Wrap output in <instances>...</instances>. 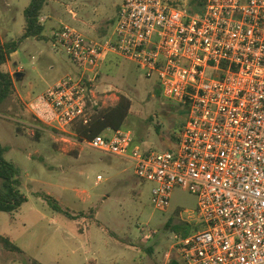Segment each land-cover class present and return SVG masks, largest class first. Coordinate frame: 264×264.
<instances>
[{
	"label": "built area",
	"instance_id": "obj_1",
	"mask_svg": "<svg viewBox=\"0 0 264 264\" xmlns=\"http://www.w3.org/2000/svg\"><path fill=\"white\" fill-rule=\"evenodd\" d=\"M51 41L77 72L30 98L31 116L55 131L86 123L99 65L110 54L134 62L187 106L175 147L142 150L121 128L81 141L129 160L139 180L153 183L155 208L175 187L197 197L202 228L173 236L183 264H264V0H206L200 13L122 0L105 35L87 38L62 24Z\"/></svg>",
	"mask_w": 264,
	"mask_h": 264
},
{
	"label": "rangeland",
	"instance_id": "obj_2",
	"mask_svg": "<svg viewBox=\"0 0 264 264\" xmlns=\"http://www.w3.org/2000/svg\"><path fill=\"white\" fill-rule=\"evenodd\" d=\"M29 2L0 0L6 14L1 43L9 40L6 28L10 39L20 37ZM121 2L48 0L42 15L54 30L67 24L93 39L112 30ZM34 42L37 47L22 40L17 57L9 56L11 69L18 58L26 74L13 78L14 92L0 104L3 155L16 164L26 197L15 211L0 212V235L19 248L6 250L0 243V264H183L173 236L202 228L197 197L175 187L168 205L155 208L153 183L139 180L129 160L91 148L77 138L72 125L55 131L37 122L28 100L75 67L51 40ZM39 49L52 68L39 63ZM119 95L130 101L121 129L130 130L132 145L142 150L175 147L187 106L166 98L156 76L147 77L134 62L110 54L97 68L87 111L110 108ZM45 195L56 200L57 208Z\"/></svg>",
	"mask_w": 264,
	"mask_h": 264
},
{
	"label": "trees",
	"instance_id": "obj_3",
	"mask_svg": "<svg viewBox=\"0 0 264 264\" xmlns=\"http://www.w3.org/2000/svg\"><path fill=\"white\" fill-rule=\"evenodd\" d=\"M48 0H30L25 7L24 24L20 37L15 41L13 39L0 42V104L14 92L13 78L9 71L5 68L6 61L9 55L14 52L22 40L27 38H35L38 40L48 39L44 36V25L39 20L43 6ZM174 7H187L191 13H200L206 0H164ZM89 102L86 103V111ZM130 108V101L123 95H119L114 105L106 109L93 108V111L88 113L86 123L78 120L73 122L71 130L76 134L81 141L84 138L104 132L107 128L120 129L123 125ZM31 115V114H30ZM70 125V126H71ZM74 125V126H73ZM38 130H36L37 132ZM38 136V132L36 133ZM6 147L0 144V212L15 211L26 197L20 191V180L18 176V168L12 160L4 157ZM46 201L53 208H57L56 200L50 195H45ZM0 243L6 250H19L8 237L0 235Z\"/></svg>",
	"mask_w": 264,
	"mask_h": 264
},
{
	"label": "crops",
	"instance_id": "obj_4",
	"mask_svg": "<svg viewBox=\"0 0 264 264\" xmlns=\"http://www.w3.org/2000/svg\"><path fill=\"white\" fill-rule=\"evenodd\" d=\"M5 7L9 10L10 8L8 7V5H5ZM3 10V9H2ZM11 10V9H10ZM74 15V17H75V13L73 14ZM5 17H6V14H5V12L3 13V11H0V25L1 24H4L3 22H4V19H5ZM45 18H47V22L45 21V25L46 26H44V36H46V38H48V39H43L42 41H49L50 42V40H52V33L55 31L54 29H52V24L51 23H49L48 22V16L47 15H42V11H41V15H40V18H39V20L43 23V25H44V19ZM14 19V18H13ZM84 20V19H83ZM2 28L3 27H0V30H2ZM52 30V31H51ZM5 32H6V36H8V39H10V32H9V30H7V28H6V30H5ZM5 32H4V34H5ZM0 39H1V36H0ZM27 39H30L31 40V45H33L34 47H37L34 43V41H36V40H38V39H35V38H27ZM38 55H39V57H38V59H39V63L40 64H44V65H48L49 64V61H50V59H48V57L44 54V50L43 49H39V51H38ZM10 57H14V56H16V53H15V51L14 52H12L11 53V55H9ZM17 57V56H16ZM31 57H34V56H31ZM8 59H9V57H8ZM8 59H7V61H6V65H5V68L7 69V71H9V73L11 74V76H12V78H16V79H19V78H23L24 77V75L26 74V69L24 68V66H22L21 65V63H20V61L18 60V58H17V60H15V61H13V69H11V67H10V64H9V61H8ZM70 59V58H69ZM62 66V65H61ZM49 68H52V64L50 63L49 64V66H48ZM75 67V66H74ZM64 68H66V67H64ZM66 70L67 71H69V70H72V68L70 67V66H68L67 68H66ZM66 71V72H67ZM77 72V68L75 67V70L73 71V73H76ZM17 73V74H16ZM65 74H68V73H65ZM98 176V175H97Z\"/></svg>",
	"mask_w": 264,
	"mask_h": 264
},
{
	"label": "water",
	"instance_id": "obj_5",
	"mask_svg": "<svg viewBox=\"0 0 264 264\" xmlns=\"http://www.w3.org/2000/svg\"><path fill=\"white\" fill-rule=\"evenodd\" d=\"M17 74V73H16Z\"/></svg>",
	"mask_w": 264,
	"mask_h": 264
}]
</instances>
